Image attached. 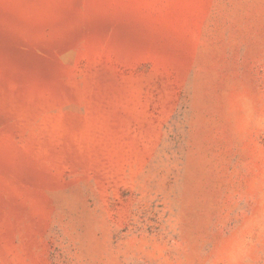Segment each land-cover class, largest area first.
I'll return each instance as SVG.
<instances>
[{
	"label": "rangeland",
	"instance_id": "obj_1",
	"mask_svg": "<svg viewBox=\"0 0 264 264\" xmlns=\"http://www.w3.org/2000/svg\"><path fill=\"white\" fill-rule=\"evenodd\" d=\"M249 2L0 0V264H264Z\"/></svg>",
	"mask_w": 264,
	"mask_h": 264
},
{
	"label": "snow or ice",
	"instance_id": "obj_2",
	"mask_svg": "<svg viewBox=\"0 0 264 264\" xmlns=\"http://www.w3.org/2000/svg\"><path fill=\"white\" fill-rule=\"evenodd\" d=\"M249 4L251 6H256V0H250ZM262 8H264V5H260ZM208 247H211V244L208 245Z\"/></svg>",
	"mask_w": 264,
	"mask_h": 264
}]
</instances>
